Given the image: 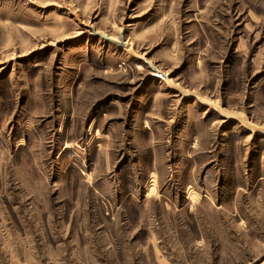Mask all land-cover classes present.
<instances>
[{"label":"rangeland","instance_id":"374dc122","mask_svg":"<svg viewBox=\"0 0 264 264\" xmlns=\"http://www.w3.org/2000/svg\"><path fill=\"white\" fill-rule=\"evenodd\" d=\"M0 264H264V0H0Z\"/></svg>","mask_w":264,"mask_h":264},{"label":"water","instance_id":"95a60500","mask_svg":"<svg viewBox=\"0 0 264 264\" xmlns=\"http://www.w3.org/2000/svg\"><path fill=\"white\" fill-rule=\"evenodd\" d=\"M100 35V34H99ZM101 37H103V38H106L107 40H109V41H111L112 43H114V44H116V45H122V46H124V45H126V43H124V42H116V41H113V40H111V38H109V37H107V36H102V35H100Z\"/></svg>","mask_w":264,"mask_h":264},{"label":"bare ground","instance_id":"6f19581e","mask_svg":"<svg viewBox=\"0 0 264 264\" xmlns=\"http://www.w3.org/2000/svg\"><path fill=\"white\" fill-rule=\"evenodd\" d=\"M111 40H113V39H111ZM113 41H115V40H113Z\"/></svg>","mask_w":264,"mask_h":264}]
</instances>
